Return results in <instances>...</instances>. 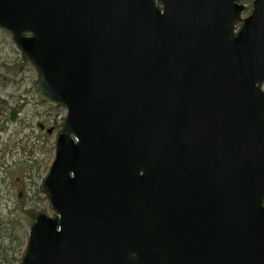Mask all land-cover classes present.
Masks as SVG:
<instances>
[{
	"label": "water",
	"instance_id": "obj_1",
	"mask_svg": "<svg viewBox=\"0 0 264 264\" xmlns=\"http://www.w3.org/2000/svg\"><path fill=\"white\" fill-rule=\"evenodd\" d=\"M243 8L0 0L66 112L20 264H264V0L234 35Z\"/></svg>",
	"mask_w": 264,
	"mask_h": 264
},
{
	"label": "rangeland",
	"instance_id": "obj_2",
	"mask_svg": "<svg viewBox=\"0 0 264 264\" xmlns=\"http://www.w3.org/2000/svg\"><path fill=\"white\" fill-rule=\"evenodd\" d=\"M36 79L10 33L0 29V264H19L37 213L54 214L40 186L65 109L42 98Z\"/></svg>",
	"mask_w": 264,
	"mask_h": 264
},
{
	"label": "flooded vegetation",
	"instance_id": "obj_3",
	"mask_svg": "<svg viewBox=\"0 0 264 264\" xmlns=\"http://www.w3.org/2000/svg\"><path fill=\"white\" fill-rule=\"evenodd\" d=\"M234 3L236 4V5H244V8L241 10V12H240V20H237V21H235V23H234V34L235 33H237L238 32V30H239V28L241 27V25H242V14H243V12L245 11V10H247L248 9V6H250V10L252 9V4H253V0H234ZM159 7L161 8V6H160V4H159ZM249 12V11H248ZM238 24V28L236 29V25Z\"/></svg>",
	"mask_w": 264,
	"mask_h": 264
}]
</instances>
